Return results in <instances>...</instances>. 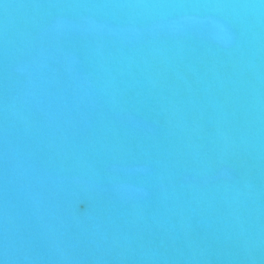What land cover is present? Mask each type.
I'll return each instance as SVG.
<instances>
[{
  "label": "water",
  "instance_id": "95a60500",
  "mask_svg": "<svg viewBox=\"0 0 264 264\" xmlns=\"http://www.w3.org/2000/svg\"><path fill=\"white\" fill-rule=\"evenodd\" d=\"M0 264H264V3L0 0Z\"/></svg>",
  "mask_w": 264,
  "mask_h": 264
},
{
  "label": "clouds",
  "instance_id": "9594fccd",
  "mask_svg": "<svg viewBox=\"0 0 264 264\" xmlns=\"http://www.w3.org/2000/svg\"><path fill=\"white\" fill-rule=\"evenodd\" d=\"M261 3H264V0H261Z\"/></svg>",
  "mask_w": 264,
  "mask_h": 264
}]
</instances>
